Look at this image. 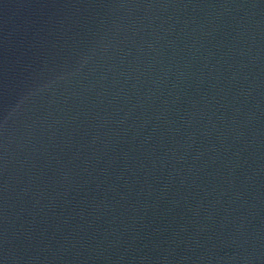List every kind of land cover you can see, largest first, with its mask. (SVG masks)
<instances>
[{"label": "water", "instance_id": "95a60500", "mask_svg": "<svg viewBox=\"0 0 264 264\" xmlns=\"http://www.w3.org/2000/svg\"><path fill=\"white\" fill-rule=\"evenodd\" d=\"M0 264H264V0H0Z\"/></svg>", "mask_w": 264, "mask_h": 264}]
</instances>
